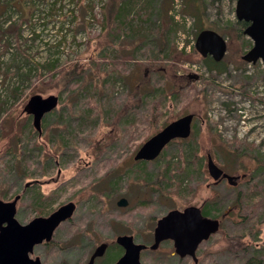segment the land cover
I'll list each match as a JSON object with an SVG mask.
<instances>
[{"label": "rangeland", "instance_id": "374dc122", "mask_svg": "<svg viewBox=\"0 0 264 264\" xmlns=\"http://www.w3.org/2000/svg\"><path fill=\"white\" fill-rule=\"evenodd\" d=\"M236 3L118 0L109 16L111 0H0V200L21 196L22 224L76 204L53 240L35 247L42 264H89L101 243L108 250L94 264H113L117 236L150 247L169 211L208 205L222 211L221 231L199 246L198 264H264V64L242 59L253 41L236 23ZM196 14L227 40L222 73L195 48ZM35 94L59 97L41 131L25 111ZM186 114L195 115L189 138L152 162L134 160ZM209 154L236 185L215 182ZM170 161L179 163L171 174L188 176L179 194L163 183ZM141 262L194 264L171 241L144 250Z\"/></svg>", "mask_w": 264, "mask_h": 264}, {"label": "water", "instance_id": "95a60500", "mask_svg": "<svg viewBox=\"0 0 264 264\" xmlns=\"http://www.w3.org/2000/svg\"><path fill=\"white\" fill-rule=\"evenodd\" d=\"M236 16L239 21L248 23L244 34L253 41L252 48L242 56V59L247 63L256 64L261 61L264 64V0H237ZM195 48L203 58L212 57L216 62L222 61L228 51L226 38L213 29H203L199 32ZM58 105L59 97L56 95L43 97L35 94L30 98L25 111L33 116L34 127L41 131L43 117ZM194 117V114H186L168 123L140 146L134 160L152 162L172 141L189 138ZM208 172L215 182L223 177L228 179L230 184L236 185L239 179L225 173L210 154ZM20 198L18 195L12 201L0 200V264H42L39 257L32 258L31 254L37 245L53 240L54 233L61 223L72 218L76 204L68 202L49 216L36 217L27 224H22L16 218ZM118 204L124 207L128 201L122 198ZM226 215L228 214H224V217ZM220 227L221 220L205 216L200 207L174 209L158 220L150 249L157 250L163 242L170 240L177 255L190 256L194 264H198L199 246L218 233ZM116 242L125 249V254L117 264H142L141 252L147 249V245L136 243L132 235H119ZM106 248L107 243L99 245L92 254L89 264H93L97 257L102 256Z\"/></svg>", "mask_w": 264, "mask_h": 264}, {"label": "trees", "instance_id": "16d2710c", "mask_svg": "<svg viewBox=\"0 0 264 264\" xmlns=\"http://www.w3.org/2000/svg\"><path fill=\"white\" fill-rule=\"evenodd\" d=\"M120 1V0H119ZM187 3L188 2H190V0H185ZM194 1H197V0H194ZM200 3L202 4V2H199V3H196V5H195V8L197 9L198 8V10H199V7H198V5H200ZM195 4V3H194ZM117 5H118V0H111V4L109 5V10H108V12H109V16L110 15H112L114 12H116V7H117ZM186 6H187V4H186ZM197 15V14H196ZM198 16V18H199V23H197L199 26H201L202 25V23L200 22V19L202 18V16L201 15H197ZM236 23H238L243 29H242V31L244 32V30L246 29V27L248 26V23H246V22H244V21H236ZM164 25V26H163ZM197 25V26H198ZM165 28H166V25L163 23L162 25H161V27L160 28H157V32H160V36H161V38H162V41L164 40V43H166L167 44V40H166V37H167V33L165 32ZM206 27H202L201 26V30H203V29H205ZM199 29V27H198V30H200ZM150 34H155V33H153L152 31H150L149 32ZM170 53H174V50L172 51V52H170ZM168 57H172V55L170 54ZM202 60H203V63H205L206 64V66L208 67V69L210 70V71H218L219 73H222V72H224L225 71V67H223V64H221V62H215L212 58H210V57H207V58H202ZM48 65L49 64H45L44 65V67H48ZM50 65H52V64H50ZM76 68V67H75ZM51 71V70H50ZM68 77H71V75L70 74H68V73H65V74H63V76H62V79H61V81H63V83L64 82H66L67 81V78ZM67 82H69L70 84H71V79H69ZM69 84V85H70ZM64 85H65V83H64ZM134 93H136L137 92V90H135V91H133ZM132 92V93H133ZM179 98V97H178ZM159 119H160V117H159ZM177 140H180V139H177ZM174 141H176V140H174ZM174 141H172L169 145H171ZM168 145V146H169ZM167 146V147H168ZM166 147V148H167ZM165 148V149H166ZM164 149V150H165ZM193 150L192 149H189V152H192ZM164 152V151H163ZM163 154V153H162ZM162 154H161V156H162ZM179 163H174L173 161H170V162H168L167 163V165H166V169H165V172H164V176H166V174H168L167 175V178L165 179V181H163V183H164V185H165V187H169L170 189H175V190H177V191H179L178 192V194L179 193H182L183 191H185V190H188L189 189V187L186 185V183H185V179H187V177H181L180 175L179 176H175V174L173 175V174H171L172 172H174V171H176V170H178V165ZM188 170H190V172L192 171V169L191 168H188ZM191 175V174H190ZM169 177V178H168ZM247 197L248 198H250L251 197V195L250 194H248L247 195ZM40 201V200H39ZM39 201L38 200H36V202L37 203H39ZM202 212H203V214L205 215V216H209V217H215V218H217L220 214H221V210L219 209V210H217V209H214L212 206H210V205H208V206H206L203 210H202ZM229 217V214L228 215H226L225 217H224V215H223V219L224 218H228ZM221 229V228H220ZM219 231H221V230H219ZM237 238H232V240H230L231 241V244L233 245V246H237V242H235V240H236ZM229 241V242H230ZM244 246V245H243ZM243 246H241V247H243ZM235 248V247H234Z\"/></svg>", "mask_w": 264, "mask_h": 264}, {"label": "flooded vegetation", "instance_id": "af4514ba", "mask_svg": "<svg viewBox=\"0 0 264 264\" xmlns=\"http://www.w3.org/2000/svg\"><path fill=\"white\" fill-rule=\"evenodd\" d=\"M210 58H212V57H210ZM213 59V58H212ZM214 60V59H213ZM224 60V59H223ZM222 60V61H223ZM215 61V60H214ZM222 61H220V62H222ZM216 62V61H215ZM194 119H195V117H194ZM193 123H194V120H193ZM192 132H193V124H192ZM177 140V139H176ZM180 140H182V139H180ZM225 172V171H224ZM226 173V172H225ZM238 177V176H237ZM239 178V177H238ZM228 181V179H226V178H221V180L220 181ZM122 198H120L119 199V201L121 200ZM119 201H118V203H119ZM119 205V204H118ZM120 207H122V206H120ZM124 207H126V206H124ZM118 237V236H117ZM168 241H170V240H168ZM172 242V241H171ZM44 243H46L47 244V242H44ZM50 243V242H49ZM117 243V242H116ZM173 243V242H172ZM43 244V243H42ZM102 244V243H101ZM100 244V245H101ZM118 245V244H117ZM174 246V245H173ZM118 248H121V250H120V255L117 257V259L113 262V264H117V262L123 257V255L125 254V249L122 247V246H120V245H118ZM118 248H116V249H118ZM147 248H150L149 246H147ZM175 249V248H174ZM107 250H108V244H107V248H106V250H105V252H104V254L102 255V256H100V257H97L96 259H95V261L98 259V258H101V257H103L105 254H106V252H107ZM146 250V249H145ZM144 251V250H143ZM142 251V252H143ZM142 252H141V254H142ZM33 254H34V252H33ZM33 254H31V257L32 258H36V257H33L32 255ZM109 254V253H108ZM107 256V255H106ZM179 256V255H178ZM38 257V256H37ZM92 257V256H91ZM180 257V256H179ZM187 257H190V256H187ZM187 257H181V258H187ZM40 258V257H39ZM191 258V257H190ZM192 259V258H191ZM193 260V259H192ZM95 261L93 262V264L95 263ZM194 261V260H193Z\"/></svg>", "mask_w": 264, "mask_h": 264}, {"label": "bare ground", "instance_id": "6f19581e", "mask_svg": "<svg viewBox=\"0 0 264 264\" xmlns=\"http://www.w3.org/2000/svg\"><path fill=\"white\" fill-rule=\"evenodd\" d=\"M1 26V25H0ZM8 29V28H7ZM246 150V149H245ZM259 152V151H258ZM262 157V156H261Z\"/></svg>", "mask_w": 264, "mask_h": 264}]
</instances>
